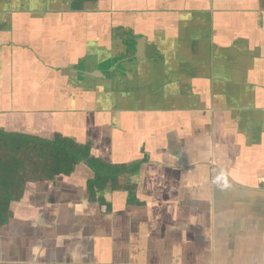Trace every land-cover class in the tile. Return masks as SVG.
<instances>
[{
	"label": "crops",
	"instance_id": "crops-1",
	"mask_svg": "<svg viewBox=\"0 0 264 264\" xmlns=\"http://www.w3.org/2000/svg\"><path fill=\"white\" fill-rule=\"evenodd\" d=\"M0 131L123 169L29 179L0 264H264V0H0Z\"/></svg>",
	"mask_w": 264,
	"mask_h": 264
},
{
	"label": "trees",
	"instance_id": "trees-1",
	"mask_svg": "<svg viewBox=\"0 0 264 264\" xmlns=\"http://www.w3.org/2000/svg\"><path fill=\"white\" fill-rule=\"evenodd\" d=\"M80 162L95 171L92 188L106 183L110 171L123 170L94 158L88 145L0 131V227L8 221L11 202L22 197L29 179L70 174Z\"/></svg>",
	"mask_w": 264,
	"mask_h": 264
}]
</instances>
